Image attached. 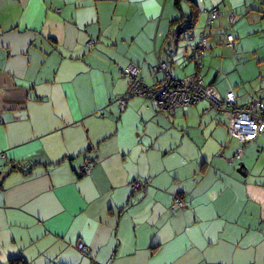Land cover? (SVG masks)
I'll return each instance as SVG.
<instances>
[{"label":"crops","instance_id":"1","mask_svg":"<svg viewBox=\"0 0 264 264\" xmlns=\"http://www.w3.org/2000/svg\"><path fill=\"white\" fill-rule=\"evenodd\" d=\"M195 3V26L170 41L190 1L0 0V264H264V169L236 172L250 158L230 162L239 143L224 115L204 101L185 107L174 117L199 111L208 123L178 124L184 136L173 140L160 137L173 129L167 115L145 99L117 110L125 66L152 84L161 76L151 67L166 62L180 80L195 69L183 49L201 35L207 60L197 73L219 94L225 76L205 64L215 46L231 50L225 35L237 47L236 23L264 15V1ZM243 80L229 76L236 95L228 87L222 98L232 92L242 104ZM259 136L243 148L256 151ZM85 158L95 163L88 173ZM16 162L32 165L24 173ZM133 181L146 191L132 192ZM177 195L185 207L172 214Z\"/></svg>","mask_w":264,"mask_h":264},{"label":"built area","instance_id":"2","mask_svg":"<svg viewBox=\"0 0 264 264\" xmlns=\"http://www.w3.org/2000/svg\"><path fill=\"white\" fill-rule=\"evenodd\" d=\"M202 1L198 0V2ZM218 17L219 14L214 8L206 21L207 25ZM234 40L232 34H227L225 36V46L230 49L233 48ZM93 43V41L88 42V46H92ZM205 49L206 37L203 35L199 37L197 43L190 49H183V56L186 55L187 62L193 63L195 69L193 74L187 75L180 80L171 78L168 63L159 62L151 71L153 74L162 73L160 81L147 85L139 75V68L132 64L127 65L120 73L127 80L128 85L125 93L116 99L117 106L121 112L125 109L130 98L136 96L146 97L150 106L156 112L171 116L179 109L196 106L203 101L207 102L211 109L223 114L226 118L229 136L239 143L238 148L234 151L232 158H230V162H239L244 153L243 147L254 142L259 135L264 133V104L262 101L240 104L233 93L228 92L222 98L211 86L205 85L202 77L197 73V70L202 67ZM31 165V163L28 165L18 162L14 163V167L24 173L29 170ZM92 167V161L85 160L81 171L88 173ZM137 188L143 189L140 182L132 186L133 190ZM184 207L183 199L175 196L169 209L172 214H176L178 209ZM77 248L80 252L85 253L83 244H77Z\"/></svg>","mask_w":264,"mask_h":264},{"label":"rangeland","instance_id":"3","mask_svg":"<svg viewBox=\"0 0 264 264\" xmlns=\"http://www.w3.org/2000/svg\"><path fill=\"white\" fill-rule=\"evenodd\" d=\"M243 21H245V24L249 29H247L243 25ZM200 26L201 24H199L198 28ZM236 26V31L238 35L241 36L240 39L237 40V47L234 50H232L234 47L231 48V51L223 49L221 44L215 46L213 50L216 53H214L213 55L215 57H211V59L213 58V64L210 65V63H206L205 67H210V76L213 73L215 75L217 72H220L219 75L225 76L224 80H216L219 88V94L222 95L221 97H223L224 93L228 90V87L233 89L236 95L235 88L230 85L228 78L229 76H232L234 74H240L244 79L242 87L239 89L244 95L240 96L242 104H248L252 101H262L264 104V15L254 13L252 16L249 17V19H242L238 21L236 23ZM214 31L215 30H212L213 38L220 35H223L224 37L225 35L221 32L215 34ZM220 40L222 41L224 47L225 41H223V38H220ZM186 58V55L181 57L184 62H186ZM204 60H207V56H204ZM191 64L194 65L193 63ZM203 79L206 83H208L206 77L203 76ZM134 98L135 97H133V99ZM194 110L197 111L195 108ZM209 116L211 115L209 114ZM166 117H168V120L170 122L169 125H173V129L165 135H160V137L171 138L173 140H179L181 136H184V134H182L183 132L181 131L182 126L178 124L208 123L206 121L207 116H204L203 119H199V111H197L196 114H193L191 118L186 119V122L183 121L184 117H182L181 120L180 118L174 116ZM228 141H230L229 138ZM157 145H159V143ZM256 145V151L251 150L252 148H244L245 157L248 156L250 158L249 160H247V163L245 162L244 167L262 171L264 169V158L262 160L257 161V156L255 155L257 153H262L264 155V133L259 136V140ZM234 168H237V165H235Z\"/></svg>","mask_w":264,"mask_h":264},{"label":"trees","instance_id":"4","mask_svg":"<svg viewBox=\"0 0 264 264\" xmlns=\"http://www.w3.org/2000/svg\"><path fill=\"white\" fill-rule=\"evenodd\" d=\"M187 1H190V3H192L191 5H190V9H191V12H189V16L188 17H186V18H179V19H176V20H172L171 21V29H170V32H169V35H168V38H169V40L171 41V40H175V39H179L180 38V35H181V33L183 32V31H187V30H191L194 26H195V23H196V18H197V16H196V10H195V6H194V4L196 5V3H195V1L198 3V4H201L202 2H198V0H187ZM174 4L176 5V7H179V4H180V0H174ZM213 10V9H212ZM211 10V11H212ZM216 10H217V12H218V9L216 8ZM210 11V12H211ZM219 14V13H218ZM210 15V14H209ZM209 17V16H208ZM208 19V18H207ZM216 20V19H215ZM207 21V20H206ZM214 21V20H213ZM212 21V22H213ZM212 22H210L208 25H207V23L205 22V27H210L211 26V24H212ZM173 29V30H172ZM235 39V38H234ZM198 41V40H197ZM170 43V42H169ZM168 43V44H169ZM197 43V42H196ZM195 43V44H196ZM234 43H235V40H234ZM194 44V45H195ZM194 45H192V46H194ZM191 46V47H192ZM206 50V49H205ZM204 53H205V51H204ZM160 61H158V62H156L152 67H151V70H152V68L157 64V63H159ZM129 65V64H128ZM132 65H134V64H132ZM134 66H136V65H134ZM168 66H169V64H168ZM126 67V66H125ZM124 67V68H125ZM137 67V66H136ZM169 71H170V66H169ZM151 73H152V71H151ZM153 74V73H152ZM158 74H160V76L162 77V73H158ZM139 75H140V72H139ZM153 75H156V74H153ZM170 75H171V73H170ZM161 77H160V79H161ZM160 79H159V81H160ZM175 80V79H174ZM144 81V80H143ZM156 81H158V80H156ZM155 81V82H156ZM154 82V83H155ZM153 84V83H152ZM127 85H128V82H127ZM147 85H151V84H147ZM232 93V92H231ZM234 95V94H233ZM235 96V95H234ZM236 97V96H235ZM135 98H141V99H145L147 102H148V104H149V101H148V99H146V97H139V96H136ZM131 99V98H130ZM237 99V98H236ZM128 102V101H127ZM240 103V102H239ZM127 105V104H126ZM116 106H117V102H116ZM148 109H150L151 111H153L155 114H158L159 115V113L158 112H156L151 106H150V104L148 105ZM182 109H184V108H182ZM117 110L119 111V109H118V106H117ZM181 109H179L178 111H180ZM177 111V112H178ZM120 112V111H119ZM176 112V113H177ZM175 113V114H176ZM175 114H173V115H171V116H174ZM162 115H165V114H162ZM167 116H170V115H167ZM85 160H90V159H84V161ZM84 161H83V164H84ZM90 161H92V160H90ZM92 163H93V166H94V161H92ZM238 165V164H237ZM83 166V165H82ZM12 167H13V169H18L17 167H14V164H12ZM92 169V168H91ZM137 182H139V181H133L132 183H130V188H131V191L132 192H145L146 191V183L144 182H140L141 184H142V187H143V189H141V188H137V189H135V190H133L132 189V186L134 185V184H136ZM177 196H179L180 197V195H177ZM10 264H26V262H24V260H22V258H20V257H18V259L17 260H12V262H10Z\"/></svg>","mask_w":264,"mask_h":264},{"label":"water","instance_id":"5","mask_svg":"<svg viewBox=\"0 0 264 264\" xmlns=\"http://www.w3.org/2000/svg\"><path fill=\"white\" fill-rule=\"evenodd\" d=\"M236 172L242 177H245L247 174L246 169L244 168L243 164H241V163H238Z\"/></svg>","mask_w":264,"mask_h":264},{"label":"bare ground","instance_id":"6","mask_svg":"<svg viewBox=\"0 0 264 264\" xmlns=\"http://www.w3.org/2000/svg\"><path fill=\"white\" fill-rule=\"evenodd\" d=\"M206 26V25H205Z\"/></svg>","mask_w":264,"mask_h":264},{"label":"clouds","instance_id":"7","mask_svg":"<svg viewBox=\"0 0 264 264\" xmlns=\"http://www.w3.org/2000/svg\"><path fill=\"white\" fill-rule=\"evenodd\" d=\"M241 163V162H240Z\"/></svg>","mask_w":264,"mask_h":264}]
</instances>
